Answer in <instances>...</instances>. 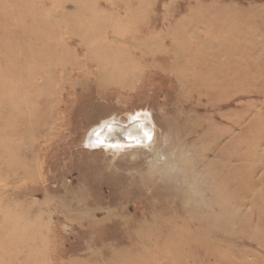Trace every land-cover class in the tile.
Wrapping results in <instances>:
<instances>
[{
	"label": "rangeland",
	"instance_id": "rangeland-1",
	"mask_svg": "<svg viewBox=\"0 0 264 264\" xmlns=\"http://www.w3.org/2000/svg\"><path fill=\"white\" fill-rule=\"evenodd\" d=\"M0 264H264V0H0Z\"/></svg>",
	"mask_w": 264,
	"mask_h": 264
},
{
	"label": "bare ground",
	"instance_id": "bare-ground-1",
	"mask_svg": "<svg viewBox=\"0 0 264 264\" xmlns=\"http://www.w3.org/2000/svg\"><path fill=\"white\" fill-rule=\"evenodd\" d=\"M163 45H162V47H163ZM166 50H167V48H166ZM106 52H104V53H106ZM109 53H112V52H109ZM101 56L103 57V55H101ZM114 58H113V60H112V58H108L104 62L101 61V64L103 63L104 64V65L102 64L103 67H105L107 70L119 69L117 75H119L120 73H124L126 71L125 70L126 66L124 64H126V62H128V61H126V62L122 61L121 62V60L119 61L118 59H114ZM101 59L103 60V58H101ZM104 60H105V58H104ZM102 65H100V66L102 67ZM103 72H104V70H103ZM202 85H204V84H202ZM115 128H117V127H115ZM113 141L114 142L110 143V144H113V146L114 145H118L117 142L119 143V140H116V141L113 140ZM200 199H201V197H194L193 196V197H190L187 202L191 201V202H194L195 204H197L196 202L199 203ZM183 202H185V201H183ZM183 202H181V203H183ZM183 204L179 206V210H181L182 213H184V211H185L184 210L185 206H183ZM218 204H219L218 198L214 199V201L210 204V207H212V210L210 211V213H211L210 215H204V214L199 213V211H198L199 209H197V208H194V210L191 209L190 213H189V214H191L190 217H188V216L187 217H183L182 216L181 219L183 220L184 223H179V221L181 220V219L180 220L178 219L179 216H177L175 214V212H173L172 209L171 208L169 209V207H168V209H166V211H163L162 217H158L157 218L156 215H154V219H156V221H164V222H166L168 224L167 228L164 229L163 227H161L159 225V223H155V224L158 225L159 228L157 227L156 229L151 230L150 232L149 231H147V232L139 231V232H136L137 235L135 233H133L132 236L138 237V238H142V239H146V240H161V239H163L164 243H166L167 246H169L170 244H173L174 242H172V241H174V240L175 241H184L187 238H194L196 236H199V234L201 232V229H203V226H204L205 223L209 222V225H211V226H212V224H214L213 222H215V217L212 216V213H214L215 207ZM210 222H212V223H210ZM180 224L186 225V227H190L191 224H193L192 227H194V229L190 230V231L178 230L179 227H182V225H180Z\"/></svg>",
	"mask_w": 264,
	"mask_h": 264
},
{
	"label": "snow or ice",
	"instance_id": "snow-or-ice-1",
	"mask_svg": "<svg viewBox=\"0 0 264 264\" xmlns=\"http://www.w3.org/2000/svg\"><path fill=\"white\" fill-rule=\"evenodd\" d=\"M94 135L99 136V135H101V133H100V132H96V133H94ZM148 137H149V134H147V133L145 132V133H144V139H147ZM128 139H129V140H133L134 138L131 136V134H129ZM101 143H103V141H101Z\"/></svg>",
	"mask_w": 264,
	"mask_h": 264
}]
</instances>
